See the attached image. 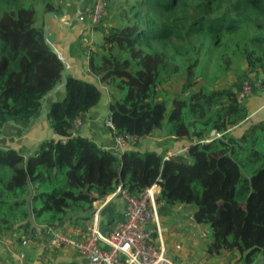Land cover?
I'll list each match as a JSON object with an SVG mask.
<instances>
[{
	"label": "trees",
	"instance_id": "1",
	"mask_svg": "<svg viewBox=\"0 0 264 264\" xmlns=\"http://www.w3.org/2000/svg\"><path fill=\"white\" fill-rule=\"evenodd\" d=\"M106 3L99 24L109 20L101 44L88 51V69L110 98L112 135L137 140L115 152L73 134V120L98 105L101 91L67 76L64 99L52 102L46 117L57 138L32 151L0 147V239L17 233L21 242L32 222L71 237L66 226L88 222L93 202L118 185L139 197L157 182L158 216L188 214L193 227L211 233L203 245L208 256L264 264V121L239 137L229 132L248 116L243 85L251 94L264 88V0ZM38 6L62 13L59 0H0V133L39 116L43 96L62 81L63 63L36 25ZM112 6L121 11L115 23ZM175 79L180 91L171 96ZM154 131L189 139L187 153L165 159L130 149Z\"/></svg>",
	"mask_w": 264,
	"mask_h": 264
},
{
	"label": "crops",
	"instance_id": "2",
	"mask_svg": "<svg viewBox=\"0 0 264 264\" xmlns=\"http://www.w3.org/2000/svg\"><path fill=\"white\" fill-rule=\"evenodd\" d=\"M59 1L62 8L61 15L54 16L53 14L41 13L37 25H43L46 43L56 55L64 59V69L67 67L65 78L71 76L92 83L101 91V99L98 105L89 111V116L77 135L90 139L104 150L114 151L113 135L104 125V121L108 117L107 105L110 98L98 78L93 77L88 69V51L94 50L101 44L102 34L100 30L107 24L109 18L101 24L91 26L88 20V14L93 6L94 0ZM38 7L41 10V6ZM108 16L112 19L111 13ZM64 87L57 90L54 88L48 93V97L45 100L46 112H48L49 105L52 102L64 99ZM246 108L248 111L247 118L229 130L230 134L235 137L241 136L243 131L251 124L264 121V88L256 94H251L247 98ZM46 117L40 118L39 115L33 120L24 122L21 125L9 123L0 133V147L16 151L25 148L32 151L42 141L57 138L48 126ZM190 144L191 142L187 138L177 139L172 136H162L160 131H154L150 135L140 138L137 146H132L130 149L140 152H144L145 150L156 152L166 158L172 155L182 154L181 150ZM123 210L124 202L119 197L113 198L101 212V218L103 217L106 220V223L100 226L101 230L108 231L112 228L114 222L122 220ZM158 217L160 226L164 230L162 239L166 253L174 258L177 255H173L175 254L174 251L179 252L181 247L179 250H176V245L174 251H171L168 241L164 240L166 220L161 219L160 216ZM112 221L113 223L110 224ZM88 225L89 222L83 223L82 226L68 225L66 226L68 228L65 229V233L70 234L72 232V236H74V230L86 229ZM31 227L34 230L33 233L26 239H22L21 242H16L20 236L17 233H14L9 241H6L4 238L0 239V261L13 262L16 260V255L18 254H23L27 264H70L80 260L79 255L71 248H51L43 236L42 226H38L32 222ZM188 259L180 257L179 260L186 261L187 264L195 261L200 264L199 260L195 257L191 260Z\"/></svg>",
	"mask_w": 264,
	"mask_h": 264
},
{
	"label": "built area",
	"instance_id": "3",
	"mask_svg": "<svg viewBox=\"0 0 264 264\" xmlns=\"http://www.w3.org/2000/svg\"><path fill=\"white\" fill-rule=\"evenodd\" d=\"M106 7V0H95L88 14L91 26L100 23ZM250 95L251 86L245 83L239 99L248 98ZM88 116L89 113H85L84 119L76 117L73 120V134L81 129ZM104 125L113 130L109 119ZM211 136L221 135L212 132ZM136 140V137L131 135H115L114 151L123 152L129 147V143ZM204 141L207 142L208 139ZM187 149L188 147H185L181 152L186 154ZM159 190V185L155 182L137 197L129 194L122 185H118L114 191L93 202L86 229L74 230V236L70 237L54 229L44 228L43 236L51 248H71L79 255L80 260L70 264H187L186 261L175 259L166 253L162 239L164 230L160 226L154 202ZM116 197L124 202L123 218L114 222L110 230L103 231L100 228L101 212ZM175 248L179 250L180 246ZM0 264L27 263L23 254H18L15 261H0ZM189 264L199 263L195 261Z\"/></svg>",
	"mask_w": 264,
	"mask_h": 264
},
{
	"label": "rangeland",
	"instance_id": "4",
	"mask_svg": "<svg viewBox=\"0 0 264 264\" xmlns=\"http://www.w3.org/2000/svg\"><path fill=\"white\" fill-rule=\"evenodd\" d=\"M118 1L121 2L123 0H118ZM108 12L114 15V16L112 15L111 16L112 19H110L111 21L113 20V23L117 22L118 19H121L120 17L121 11L117 6H112L111 8H108ZM40 14H41V10L38 7L37 8V19L39 18ZM104 21L105 20H103L102 22ZM180 83H181V79H175L173 81V83L171 84L172 89H173L172 92L170 93L171 96L177 95L179 93ZM169 102L170 101L166 102L167 109H166L165 118L162 123L163 132H165L167 129L169 130L168 117L171 111ZM143 140H146V139H143ZM247 178H248V175H247ZM164 220H166V227L164 228L165 229L164 240L168 241L171 251H174V247L176 245H179L181 247V250L179 252L174 251L175 254L173 255L177 254L183 258H189L188 260H191L195 257L196 259L199 260L200 264H238L239 263L237 261L236 254H234L235 256L225 255V254L220 257L208 256L206 252L204 251L203 245L204 243H207L210 241L211 233L206 234V231L201 232L199 228L193 227V225H191L188 214L178 213L174 217L169 218V220L168 219H164ZM105 223H106V220L103 217L100 218V226ZM240 225L241 224H239V226ZM55 249H61V248H55Z\"/></svg>",
	"mask_w": 264,
	"mask_h": 264
},
{
	"label": "water",
	"instance_id": "5",
	"mask_svg": "<svg viewBox=\"0 0 264 264\" xmlns=\"http://www.w3.org/2000/svg\"><path fill=\"white\" fill-rule=\"evenodd\" d=\"M44 38H45V41H46V35H45V34H44ZM57 56H58V55H57ZM58 58H59V60H60L62 63L65 64V61H64L63 58H61V57H59V56H58ZM66 72H67V67H65V69H64V70L62 71V73H61V77H62V79H63L62 83H60L59 85H57V87H55V88H56L55 90L60 89V88H62L63 86H65V84H66V78H65V74H66ZM47 97H48V94L45 95V96H43V99H42V101H41V109H42V113L40 114V118L47 116V112H46V110H45V100L47 99ZM190 123H191V122L188 123V126L190 125ZM31 194H32V190H31V188H29V196H30Z\"/></svg>",
	"mask_w": 264,
	"mask_h": 264
},
{
	"label": "clouds",
	"instance_id": "6",
	"mask_svg": "<svg viewBox=\"0 0 264 264\" xmlns=\"http://www.w3.org/2000/svg\"><path fill=\"white\" fill-rule=\"evenodd\" d=\"M261 89H263V88H261ZM261 89H260V90H261ZM250 96H251V95H250ZM188 147H189V146H188Z\"/></svg>",
	"mask_w": 264,
	"mask_h": 264
}]
</instances>
